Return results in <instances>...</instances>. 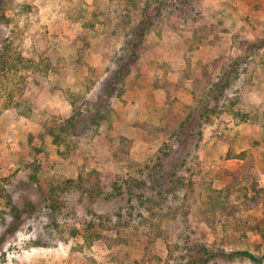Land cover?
Instances as JSON below:
<instances>
[{"label":"rangeland","instance_id":"obj_1","mask_svg":"<svg viewBox=\"0 0 264 264\" xmlns=\"http://www.w3.org/2000/svg\"><path fill=\"white\" fill-rule=\"evenodd\" d=\"M254 182L264 0H2L0 264H264Z\"/></svg>","mask_w":264,"mask_h":264},{"label":"trees","instance_id":"obj_2","mask_svg":"<svg viewBox=\"0 0 264 264\" xmlns=\"http://www.w3.org/2000/svg\"><path fill=\"white\" fill-rule=\"evenodd\" d=\"M2 2V0H0V3ZM135 48L134 47H131L130 48V51H129V54H128V57L130 56V57H135ZM123 68H124V64H122L121 66H120V68H118V70H119V72H122L123 71ZM222 84H224L223 86H225L226 85V82H223ZM107 88L108 89H110V88H112V86L111 85H107ZM222 88V87H221ZM237 158L239 159V160H244V163L242 164V166L239 168V170L242 172V173H245L247 170H248V167H249V162H247V161H245V159H246V153L245 152H240L239 154H238V156H237ZM247 160V159H246ZM240 171H238V172H240ZM230 175H231V172H230ZM162 176H164L163 174H162ZM169 177V180H174V179H172V178H170V176H168ZM235 179V180H234ZM234 179H233V183H236L237 182V180H238V178L235 176L234 177ZM253 188H255L256 190V193L258 192L259 194L261 193V194H263L264 193V188H262V187H259L258 185H257V183L256 182H254V185L252 186ZM228 188V187H227ZM228 190V189H227ZM220 193H221V191H220ZM212 199V198H211ZM254 200V199H253ZM252 199H251V201H253ZM220 208H221V205H220ZM255 230L257 231V233H259L260 234V236H261V238L262 239H264V227H261V226H255ZM222 255L223 256H225V257H229V258H233V257H236V256H245V257H247L248 259H250L251 261H253V262H256V263H262L263 261H264V256H256L255 254H253V253H251V252H249V251H247V250H235V251H232V252H223L222 253Z\"/></svg>","mask_w":264,"mask_h":264},{"label":"crops","instance_id":"obj_3","mask_svg":"<svg viewBox=\"0 0 264 264\" xmlns=\"http://www.w3.org/2000/svg\"><path fill=\"white\" fill-rule=\"evenodd\" d=\"M224 161V160H223ZM242 161V160H241Z\"/></svg>","mask_w":264,"mask_h":264}]
</instances>
